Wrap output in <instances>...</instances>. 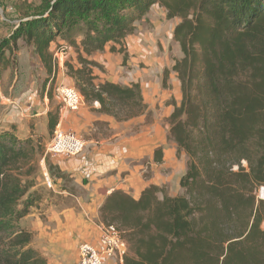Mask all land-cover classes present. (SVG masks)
I'll list each match as a JSON object with an SVG mask.
<instances>
[{
  "label": "trees",
  "instance_id": "16d2710c",
  "mask_svg": "<svg viewBox=\"0 0 264 264\" xmlns=\"http://www.w3.org/2000/svg\"><path fill=\"white\" fill-rule=\"evenodd\" d=\"M156 4L167 19H180L173 40L182 58L171 67L180 102L168 136L188 159L181 193L170 197L150 185L133 199L112 191L99 223L124 240L122 264H264V200L257 195L264 188V0H43L9 43L33 49L50 74L46 87L57 68L51 45L73 48L78 65L64 67L84 103L127 122L147 113L139 85L97 82V65L84 56L121 42ZM46 119L52 134L58 114L50 110ZM41 140L33 125L25 136L0 130V264H48L19 226L45 201L35 178ZM154 162L162 163L160 149Z\"/></svg>",
  "mask_w": 264,
  "mask_h": 264
},
{
  "label": "rangeland",
  "instance_id": "374dc122",
  "mask_svg": "<svg viewBox=\"0 0 264 264\" xmlns=\"http://www.w3.org/2000/svg\"><path fill=\"white\" fill-rule=\"evenodd\" d=\"M42 1L0 0V50H4V68H0V125L13 122L18 124L19 131L24 129L26 133L33 125L35 133L41 137L42 155L38 157L35 177L37 188L44 196L56 190L64 195L66 204L72 202L75 208L70 221L73 229L78 217L91 227L100 224L99 202L103 203L105 191L98 190L95 185L97 179L106 175L103 171L108 169L109 164L116 165L110 173V176H116V181L130 176L128 170L120 175V167H141L135 184L143 182L144 188L154 185L170 197L180 195L179 181L186 171L188 159L185 154L177 153L175 143L168 136L173 104L180 102L179 81L171 71L174 61L182 58L173 40V29L180 19H167L164 8L156 4L134 24L133 32L121 42L110 44L89 57L84 56L97 65L93 69L98 76L97 82L115 80L140 87L148 114L137 118L134 124L112 119L118 126L114 129L108 124L91 121L99 118L97 105L84 103L73 79L67 74L65 64L75 68L78 65L75 51L66 50L63 54L55 53L56 48L53 49L57 68L54 70V81L52 78L46 87L50 74L46 73L33 49L23 40L9 43L19 22L37 12ZM111 48L116 52H112ZM64 87L74 89L79 95L77 110L65 109L60 95V89ZM48 92L51 93V100ZM46 108L58 114V125L54 131L61 130L80 139L83 144L81 152L69 155L48 147L54 132L49 134L41 123H37L39 118L35 116ZM69 116H73L72 120H67ZM157 149L161 150L162 157L159 165L154 162ZM48 179L52 190L48 189ZM263 189L257 194L262 200ZM66 192L72 196L70 201L65 196ZM157 197L161 199V194ZM78 199L81 201L77 202ZM67 240L72 250L74 237ZM76 253L77 261L78 249ZM118 260H106L104 264H120Z\"/></svg>",
  "mask_w": 264,
  "mask_h": 264
},
{
  "label": "crops",
  "instance_id": "0c3cea01",
  "mask_svg": "<svg viewBox=\"0 0 264 264\" xmlns=\"http://www.w3.org/2000/svg\"><path fill=\"white\" fill-rule=\"evenodd\" d=\"M61 41L53 43L50 47L51 52L57 44L61 45ZM68 52H74L73 48H69ZM95 62V61H94ZM94 75L97 76V73L93 71ZM98 77V76H97ZM103 82V81H100ZM113 84H118L120 86H129L127 84H121L115 80H106ZM97 105V104H96ZM98 108V105H97ZM48 108L42 110L41 113L35 115L36 118H39L37 123H41L43 127L46 128V116L48 113ZM99 115V118H93L91 121L95 120L101 123L108 124L110 128L117 129L116 123L109 117L104 115ZM73 116H69L67 120H72ZM137 118L134 120L127 121L125 124H134ZM94 121V122H95ZM14 129L20 136H23L25 132L24 129L19 131L18 124L10 122L8 124L0 125V130ZM42 134V133H41ZM149 158V157H148ZM116 165L109 164L108 169L104 170V176L96 180V185L98 190L102 189L105 191V196L112 191L119 190L131 196L133 199H138L142 190L145 187V183L141 182L140 184H135V179L139 175V169L141 167H133L130 165H124L118 170L121 175L125 170L130 172L125 180L116 181V176L111 175L114 171L112 168ZM150 183H153L152 181ZM155 184V183H153ZM132 187V189L130 188ZM67 193V192H66ZM68 194V193H67ZM65 195L69 200V197H72L70 194ZM58 191H52V193L47 192L45 195V201L40 204L38 208H33L30 213L20 221L19 226L21 229L30 233L33 237V246L37 249L47 260L48 264H76L77 253L79 245L82 243H91L95 244L97 240V232L94 227L87 225L83 222V219H76V228H72L71 219L72 212L75 208L70 202L66 204L65 197H62ZM70 201V200H69ZM77 202L81 200H76ZM102 202H99L101 206ZM97 218V217H96ZM83 223V226H82ZM74 237L73 249L71 250V244H67V239ZM72 253V259H71Z\"/></svg>",
  "mask_w": 264,
  "mask_h": 264
},
{
  "label": "built area",
  "instance_id": "2783aa9c",
  "mask_svg": "<svg viewBox=\"0 0 264 264\" xmlns=\"http://www.w3.org/2000/svg\"><path fill=\"white\" fill-rule=\"evenodd\" d=\"M69 50L64 44H61L55 53H65ZM60 95L63 99L65 109L75 111L80 104V97L74 89L61 88ZM51 150L57 152H66L69 155H75L81 152L83 144L81 140L61 130L54 131L53 138L48 146ZM48 189H53L48 179ZM97 232L95 244L82 243L78 247V259L76 264H104L106 260L119 259L122 264L123 257L127 254V246L121 238L120 233L114 226H105L97 224L94 226Z\"/></svg>",
  "mask_w": 264,
  "mask_h": 264
},
{
  "label": "bare ground",
  "instance_id": "6f19581e",
  "mask_svg": "<svg viewBox=\"0 0 264 264\" xmlns=\"http://www.w3.org/2000/svg\"><path fill=\"white\" fill-rule=\"evenodd\" d=\"M261 195H264V189L261 191Z\"/></svg>",
  "mask_w": 264,
  "mask_h": 264
}]
</instances>
